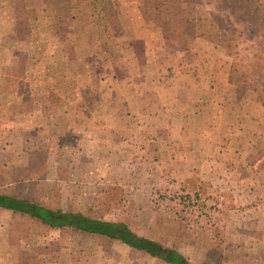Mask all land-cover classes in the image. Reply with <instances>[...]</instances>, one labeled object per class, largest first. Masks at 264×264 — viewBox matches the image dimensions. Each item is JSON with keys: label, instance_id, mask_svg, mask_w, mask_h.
Instances as JSON below:
<instances>
[{"label": "rangeland", "instance_id": "1", "mask_svg": "<svg viewBox=\"0 0 264 264\" xmlns=\"http://www.w3.org/2000/svg\"><path fill=\"white\" fill-rule=\"evenodd\" d=\"M251 3V17L264 23V0H0V78L48 77L51 93L70 100L66 122L78 108L96 112L98 125L83 133L35 125L47 114L5 109L16 88L31 87L0 84V193L126 223L192 264H264V229L240 226L229 212L251 205L223 209V193H264L263 69L253 56L260 38L238 9ZM180 78L195 83L191 94L179 92L185 103L202 94L223 106L218 126L204 132L206 153L218 151L221 166L193 160L188 147L201 138L153 132L180 129L176 114L157 109L174 104ZM206 111L189 120L193 129L210 125L213 105ZM63 231L50 236L96 240L97 264H170L104 235Z\"/></svg>", "mask_w": 264, "mask_h": 264}, {"label": "crops", "instance_id": "2", "mask_svg": "<svg viewBox=\"0 0 264 264\" xmlns=\"http://www.w3.org/2000/svg\"><path fill=\"white\" fill-rule=\"evenodd\" d=\"M46 66H48V64ZM176 80H178L176 84L179 83V87L177 89L175 85V90L178 92V94L175 93L176 97L173 98L174 104L170 102L169 106H162L161 108L157 109H161L162 111L166 109V113L171 112L172 114H176L177 118H179L180 121H183V123L180 125V129H178L177 126L173 128V126L170 124L167 126V128H169L168 130L155 128L153 132L155 133L156 131L157 133L175 134L191 133V136L193 138H201L202 143L199 144L201 147H195L193 145H191V147H188L189 154L193 157V160L197 158L195 160L197 161V163H199V160H201L203 163L209 166L210 164L215 165L216 167L221 166L223 163L222 158L218 154V151L217 155H209L208 153H206V151H208L206 147L210 144H207L204 138H208L207 134H205L208 132V126L209 130L214 129L218 126L217 120L221 115L220 112H222L223 106L219 103V101H216L214 99L209 100L202 94L195 100L194 97H191L189 101L185 103L181 97H178L179 92H181V94L184 93L183 95L191 94L190 92L193 90L195 83L189 79H183L182 82H180L182 78ZM16 82L21 83L22 85L26 84L31 88L29 89L28 94L22 93V89L19 90L18 88H16L14 101L15 103H13V106H7L5 108L7 109V111H11L14 108L19 107L22 109H26V105H30L33 109H31V111H33L32 113L36 115L35 117H37L39 114H47V116L42 119L44 121H42L41 125L38 122H35V125H45L47 127H49L50 125L55 126L57 127V131L62 133H65L66 130L70 131V129L72 128H74L75 131H73L76 133H83L86 131L87 128L92 129L98 126L96 121V112H92V110H89L88 113L87 111H82L78 108L74 109L73 124L66 122L65 115L68 108V104L65 105V103L70 102V100L67 101V96L65 94L51 93L50 79L48 77L40 79L17 78V80L0 78V84L2 86L6 85L8 87V85H17L15 84ZM222 82H224L223 79ZM215 87L218 86L216 85ZM6 93L7 90L5 89L0 92V96H3ZM76 98L77 101L80 99L79 96H76ZM237 101H239V99H237ZM51 102H56V104H51ZM189 102L191 104L190 109L185 110L184 108L189 105ZM210 105H213V119L210 125L208 123L207 125H205V129L200 130H197L196 125H194L195 127L193 129L189 120H194L195 118L201 119L207 112L206 108H208ZM92 106H94L95 108L96 105L92 104L91 107ZM168 107H170L171 109L167 110ZM215 107L217 109H215ZM150 110H152V108L147 107V111L149 112L147 116L150 115ZM50 112L52 113L50 114ZM54 114H56V118L54 117ZM158 116L159 114L157 113L153 114V117ZM232 116L235 118L236 112H234L231 117ZM233 127L236 128L235 125H233ZM190 144L191 143H189V145ZM199 155H201V158H199ZM234 160L236 161V159ZM218 178L219 177L215 174H210L208 179L212 181L216 179V181H219ZM224 181L226 180L221 179V182ZM223 194L225 198V203L223 206L224 212H228L229 208H232V206H230L231 203L237 206H239V204L251 205L250 208L241 211V213H237L236 211L238 210L229 211L233 212V214H238V216H236L235 218L237 219V223H239L240 226L249 225L250 228L253 227V229L255 230L259 227L264 229V226H262L264 225V193ZM7 212H12V215ZM13 214L21 217L28 216L32 219V221L30 219L28 221L27 219L17 218H13L14 220L11 221L12 217H16L13 216ZM0 215H2L0 218V264H97L98 262V245L97 242H95L96 240L94 239H88L90 241L86 242L82 246V243H77L78 240L75 241L74 238L68 239L60 235H55L53 237L50 236V230L59 229L62 232L65 227L53 228L44 224L41 221H34L33 217L28 214L15 212L11 209H7L4 207H0ZM227 222L229 221L226 220L225 223ZM44 228L45 233L42 232L41 235H39V233H36L38 230H43ZM119 262L122 263L123 260H120ZM132 263L145 264V261L133 259Z\"/></svg>", "mask_w": 264, "mask_h": 264}, {"label": "trees", "instance_id": "3", "mask_svg": "<svg viewBox=\"0 0 264 264\" xmlns=\"http://www.w3.org/2000/svg\"><path fill=\"white\" fill-rule=\"evenodd\" d=\"M251 5L249 7H242L243 9L241 7L238 9L246 13L248 15L247 18L249 20L251 19L253 22L251 24L254 25V27L251 28L250 25V34L260 38L259 47L253 56L259 66L263 69L258 80L259 84L263 83L264 85V32L261 31V33H256V30L264 28V23L260 22V17H251L252 13L255 11V6ZM239 12L240 11H236V8H232L231 14L238 15ZM240 21H245V18H240ZM204 35V33H199V36ZM0 207L28 214L36 220L53 228L65 227L78 232L100 234L111 239L120 240L132 248L143 250L155 257H160L170 264H192L188 258L177 249L166 247L158 241L145 236H140L123 222L102 220L87 216L81 212H65L62 209L49 208L27 199L12 197L3 193H0Z\"/></svg>", "mask_w": 264, "mask_h": 264}]
</instances>
